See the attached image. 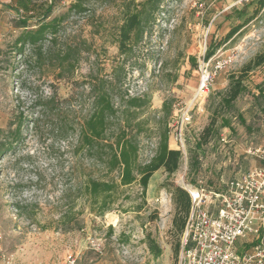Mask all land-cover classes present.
Here are the masks:
<instances>
[{
  "label": "rangeland",
  "instance_id": "1",
  "mask_svg": "<svg viewBox=\"0 0 264 264\" xmlns=\"http://www.w3.org/2000/svg\"><path fill=\"white\" fill-rule=\"evenodd\" d=\"M73 1L54 5L50 20H62L53 45L45 37L37 53L30 45L19 53L22 13L0 0V264H64L68 256L75 264H176L181 238L172 232L175 207L163 185L220 191L236 173L263 164L257 157L264 151V96L255 99V87L264 80V63L244 79L247 90L230 112H221L231 117V128L199 150L195 140L229 76L264 54V8L254 14L251 0H163L153 26L124 58L113 41L122 5L132 0H79L81 13L69 12ZM67 52L72 67L60 63ZM205 74L210 82L202 86ZM91 77L114 81L119 107L121 95L149 100L137 111L143 131L130 134L141 164L149 162L165 128L171 148L181 152L175 173L154 172L144 194L138 182L122 187L102 216L97 205L91 210L83 184L110 175L78 147L91 109ZM164 102L170 115L160 111ZM109 131L112 137L118 126ZM148 239L159 256L150 253Z\"/></svg>",
  "mask_w": 264,
  "mask_h": 264
},
{
  "label": "trees",
  "instance_id": "2",
  "mask_svg": "<svg viewBox=\"0 0 264 264\" xmlns=\"http://www.w3.org/2000/svg\"><path fill=\"white\" fill-rule=\"evenodd\" d=\"M57 1L59 0H43L36 3L33 0H10L9 7L22 13L18 19V28L22 29V32L15 41L16 45L19 46L17 49L19 53L22 52L25 45H30L37 53L40 51L39 43L45 40V37H50V43L53 45L56 40L57 27L62 20L61 17H54L50 20ZM251 1V4L254 5V14L264 8V0ZM162 2L163 0H141L140 2L132 0L122 5L121 22L117 27L113 41L119 56L126 58L133 53L134 47L143 40L144 33L155 23V16L162 9ZM69 6V12L81 13L85 11L79 0H74ZM29 21H33V25H30ZM238 28L239 26L231 29L224 41L235 34ZM209 49L212 53L216 50V46L212 45ZM61 58V64L66 62L68 66L72 67L71 63L74 61L72 53L67 52ZM263 63L264 54H259L245 63L238 74L229 76V85L220 94L217 108L195 140L197 141V150L202 145L207 144L209 140H213L219 134L220 129L231 128V117H225L221 112H230L234 102L247 90L244 79ZM113 68L114 73L118 68ZM117 82L119 81L117 80ZM87 84L90 87L89 94L92 102L88 117L79 129L78 147L84 151L89 160L93 159L102 164L105 168V174L110 175V177L105 181L90 177L83 184V193L90 203L91 210H94V206L97 205L96 214L102 216L109 210L114 201V195L122 187L138 182L141 192L144 194L154 172L163 169L168 177L175 173L181 161V152L169 148V130L165 128L159 135L158 146L149 162L141 164L138 161L139 145L135 136L130 134L133 128L136 129V133L143 131L140 120H136L137 111L147 107L149 100L139 96L121 95L119 101L122 107H119L113 99L115 97L113 95L115 89L113 80H97L96 77H91ZM255 88L257 90L255 99L264 96V80ZM160 111L166 113V116L170 115L169 103L164 102ZM240 123L244 125V120L240 119ZM22 125L23 121L17 123L13 131V139L19 137ZM114 125L118 126V133L109 137V130ZM113 173L116 175L112 176ZM163 187H166L171 193L173 207H175L171 221L172 232L181 236L185 227L186 216L190 210L189 195L187 191L174 184L163 185ZM148 248L152 255L159 256V247L149 239ZM178 249L179 244H176L174 251L176 252Z\"/></svg>",
  "mask_w": 264,
  "mask_h": 264
},
{
  "label": "built area",
  "instance_id": "3",
  "mask_svg": "<svg viewBox=\"0 0 264 264\" xmlns=\"http://www.w3.org/2000/svg\"><path fill=\"white\" fill-rule=\"evenodd\" d=\"M201 81L208 84L209 75ZM259 154L264 160V151ZM182 189L190 210L176 264H264V166L236 173L220 191ZM64 264H75V259L68 256Z\"/></svg>",
  "mask_w": 264,
  "mask_h": 264
},
{
  "label": "crops",
  "instance_id": "4",
  "mask_svg": "<svg viewBox=\"0 0 264 264\" xmlns=\"http://www.w3.org/2000/svg\"><path fill=\"white\" fill-rule=\"evenodd\" d=\"M170 142H172V140L170 138H168V145H169L170 149H172ZM263 162H264V160H263ZM258 166H262L263 167L264 165L262 164V165H258Z\"/></svg>",
  "mask_w": 264,
  "mask_h": 264
},
{
  "label": "bare ground",
  "instance_id": "5",
  "mask_svg": "<svg viewBox=\"0 0 264 264\" xmlns=\"http://www.w3.org/2000/svg\"><path fill=\"white\" fill-rule=\"evenodd\" d=\"M203 86V85H202Z\"/></svg>",
  "mask_w": 264,
  "mask_h": 264
}]
</instances>
